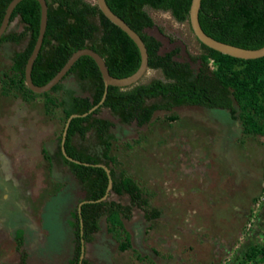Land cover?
<instances>
[{"label": "rangeland", "instance_id": "374dc122", "mask_svg": "<svg viewBox=\"0 0 264 264\" xmlns=\"http://www.w3.org/2000/svg\"><path fill=\"white\" fill-rule=\"evenodd\" d=\"M146 11L162 30L154 33L161 52L172 47L171 38L191 55L200 54L188 22ZM21 29L17 20L9 27ZM11 58L10 45L0 44V264L19 262L17 229L27 264H67L74 245L70 211L84 194L67 168L45 160L56 147L62 113L46 110L39 96L27 102L15 89L3 94L13 79ZM156 78L160 71L149 70L141 83ZM63 86L79 93L72 77ZM173 114L171 121L172 113L156 112L145 129H117L110 151L113 166L145 188L163 218L146 223L135 209L124 229L113 233L102 220L95 241L85 244V259L240 264L252 246L264 243V137L243 134L224 110L183 106ZM101 115L108 117L107 110Z\"/></svg>", "mask_w": 264, "mask_h": 264}, {"label": "trees", "instance_id": "16d2710c", "mask_svg": "<svg viewBox=\"0 0 264 264\" xmlns=\"http://www.w3.org/2000/svg\"><path fill=\"white\" fill-rule=\"evenodd\" d=\"M12 0H0V25ZM111 11L120 17L143 40L148 53V71H160L162 78L152 79L128 88H107L104 103L86 117L71 120L64 143L67 155L82 163L101 164L110 169L112 189L106 200L108 177L103 168L84 166L68 161L61 152V139L67 118L83 114L97 105L104 93V84L94 60L80 57L63 80L44 94H35L25 85L24 71L39 33L40 6L36 0H23L14 9L10 23L19 18L21 31H7L0 44L10 45L13 79L3 87V94L17 90L29 102L41 97L44 107L57 108L62 123L57 144L45 160L58 169L67 168L83 192V198L70 211L73 232V253L67 264H78L82 241L93 243L105 220L110 232L124 229L135 209L142 212L146 223L163 218L150 195L139 182L113 166L111 143L117 129H145L156 112L172 113L175 108L190 106L219 109L240 125L246 135L264 137V57L242 60L223 55L201 44V52L191 55L169 38L172 47L161 52L162 44L144 30L155 28L147 8L170 12L173 18L187 22L191 0H105ZM47 27L31 77L35 85L48 83L77 50L89 48L105 61L109 74L124 78L136 72L140 54L133 41L112 24L96 4L85 0H46ZM199 23L213 39L245 49L264 46V0H201ZM160 32L161 29L156 27ZM72 77L79 93L65 88L63 82ZM107 110L108 117L102 116ZM115 196L118 201L112 199ZM125 199L126 203H121ZM84 203L78 212V204ZM125 232L126 239L129 234ZM18 264H27L23 232L15 231ZM264 264V243L252 246L240 264ZM82 264H95L83 259Z\"/></svg>", "mask_w": 264, "mask_h": 264}, {"label": "water", "instance_id": "95a60500", "mask_svg": "<svg viewBox=\"0 0 264 264\" xmlns=\"http://www.w3.org/2000/svg\"><path fill=\"white\" fill-rule=\"evenodd\" d=\"M23 0H12L9 5L6 8L4 17L2 19L1 25H0V38L8 31L9 25H10V18L11 15L15 9V7ZM39 3L40 6V24H39V33L37 40L35 42V45L33 47V50L27 60L25 71H24V81L26 87L35 94H44L52 90L53 87H55L57 84H59L63 78L66 76L68 71L72 68V66L76 63V61L82 57V56H88L94 60L96 63L99 72L101 74V78L104 84V93L102 96V99L100 102L92 107L88 112L83 114H72L70 115L64 125V129L62 132V139H61V152L63 156L70 162L76 163V164H82L84 166H96L103 168L107 174L108 177V186L106 189L105 196L97 200L96 202L104 201L107 199L111 189H112V180L110 175V169L104 165L101 164H88V163H82L78 160H75L71 157H69L65 151L64 143L67 135V130L70 125V122L74 118H81L86 117L88 114L94 112L96 109L99 108L100 105L104 103V100L106 98L107 94V88L109 86L111 87H118V88H128L132 87L134 85H137L141 83L143 77L148 71V53L147 49L145 47V44L141 37L133 30L131 29L120 17H118L116 14H114L109 6L107 5L105 0H95V3L100 10V12L115 26H117L121 31H123L136 45L138 48L139 54H140V65L135 73L128 77L124 78H116L109 74L108 68L105 64L104 59L95 51L84 48L79 49L75 51L69 59L66 61L64 66L56 73V75L45 85L38 86L35 85L32 81L31 72L33 68V64L39 54V51L41 49L44 34L47 27V13H48V7L46 0H36ZM201 7V0H191V5L189 9L188 14V24L190 26V29L193 33V35L196 37V39L206 47L217 51L223 55H227L233 58L242 59V60H254L264 57V46L259 49H245L241 47H237L234 45L226 44L220 41H217L213 39L212 37L208 36L201 28L199 23V10ZM95 201H82L78 204V212L80 213V209L82 204L84 203H93ZM85 257V245L82 241L81 245V254L79 258L78 264H82V261Z\"/></svg>", "mask_w": 264, "mask_h": 264}, {"label": "flooded vegetation", "instance_id": "af4514ba", "mask_svg": "<svg viewBox=\"0 0 264 264\" xmlns=\"http://www.w3.org/2000/svg\"><path fill=\"white\" fill-rule=\"evenodd\" d=\"M86 2H88V3H90V4H94V3H91V2H89V1H87V0H85ZM15 20H17L18 22H19V18L17 17V18H15L13 21H15ZM12 21V22H13ZM11 22V23H12ZM11 23H10V25H11ZM10 25H9V27H10ZM22 27V26H21ZM156 27H157V25H156ZM151 28V29H145L144 31L147 33V34H149V35H151V36H154L155 38H157L156 36H155V34L154 33H157V34H159V30L157 29V28ZM22 30V29H21ZM8 31H9V28H8ZM11 31V30H10ZM169 45H172V43H168ZM18 264V263H17Z\"/></svg>", "mask_w": 264, "mask_h": 264}, {"label": "crops", "instance_id": "0c3cea01", "mask_svg": "<svg viewBox=\"0 0 264 264\" xmlns=\"http://www.w3.org/2000/svg\"><path fill=\"white\" fill-rule=\"evenodd\" d=\"M155 221V220H154Z\"/></svg>", "mask_w": 264, "mask_h": 264}]
</instances>
